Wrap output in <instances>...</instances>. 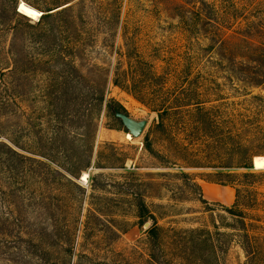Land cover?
I'll use <instances>...</instances> for the list:
<instances>
[{
  "label": "rangeland",
  "instance_id": "rangeland-1",
  "mask_svg": "<svg viewBox=\"0 0 264 264\" xmlns=\"http://www.w3.org/2000/svg\"><path fill=\"white\" fill-rule=\"evenodd\" d=\"M77 1L71 2L74 10L79 8L75 6ZM20 2L41 14L45 9L65 4L49 6L48 0H16V6ZM109 3L119 8L118 21L111 26L113 37L107 36V30L95 18L92 0H83L81 9L86 13V24L82 29L77 25V30L86 31L93 42L72 57L80 65L78 74L88 76L94 67L113 71L116 62H121L118 51H122L123 43L131 41L136 53L151 65L156 75L164 76L176 67L185 79L171 78L163 88L157 82H149L143 70H138L130 93L108 84L106 98H112L124 109L125 118L144 123L138 136H131L123 123L106 117L105 111L99 115L96 110L90 112L95 127L92 159L72 179L84 192L80 221L84 222L87 210L92 213L88 216L90 234L82 241L80 226L75 253L90 255L84 264H144L141 259L145 252L144 231L153 222L163 230L214 231L215 225L226 231L224 226L231 223V218L224 209L235 204L234 191L216 183L231 179L228 175L237 177L244 173L241 166L246 161L252 167L255 158H264V86L256 87L243 80L247 75L264 73V0H109ZM21 17L13 19V24L26 25ZM38 18L28 19L35 23ZM51 36L58 43L55 30ZM43 79L41 76L21 79L16 119H3L1 127L6 135L12 129H28L21 132L23 139L60 141L68 150L67 162L55 158L45 173V184L23 190L17 183L12 195L7 175H2L0 211L5 215L0 218L20 219L25 228L17 235L19 240L13 239L15 242L4 238L1 252L55 250L46 245L35 247L32 233L42 223L62 220L70 205L66 199L75 190L62 177H69L64 170L70 169L77 158L74 143L81 138L85 123L81 81L75 80L79 85L62 110L61 124L49 125L44 130V104L39 92ZM181 86L200 91L208 98L209 126L195 124L182 129L174 121L167 122L163 130L156 126L157 118L151 108L165 103ZM145 136L152 154L142 147ZM120 165L135 175L126 174ZM252 172L249 189L253 191L256 209H246L249 199L243 195L236 206L259 217L260 222H247L264 229V169L252 167ZM84 173L87 177L82 180ZM203 184L227 187L228 202L205 200L200 188ZM138 200L143 201L153 220L138 221L134 207ZM241 260V252L230 248L226 264H240Z\"/></svg>",
  "mask_w": 264,
  "mask_h": 264
},
{
  "label": "trees",
  "instance_id": "trees-1",
  "mask_svg": "<svg viewBox=\"0 0 264 264\" xmlns=\"http://www.w3.org/2000/svg\"><path fill=\"white\" fill-rule=\"evenodd\" d=\"M72 1L67 3V0H48L49 6L62 2L65 4H62L60 9H45L35 23H30L27 17H21L16 11V0H0V181L2 175H7L11 195L17 183L23 190H28L29 186L35 184L38 187L45 184V173L49 170L50 163H54L55 158H58L66 164L68 153L63 143L57 140L23 139L21 132H28V129L19 131L17 127L18 131L12 129L7 135L2 130L3 119L8 117L16 119L20 96L17 90L21 79L30 80L31 76L44 78L39 86L40 98L44 104L42 109L46 126L44 130H48L49 125L52 127L61 124L62 110L79 85L78 82L75 84L77 78L81 81L84 96L82 104L86 112L82 136L74 143L77 158L75 157L70 169L64 170L69 177H62L67 186L75 188L72 197L69 195L66 199L70 202L66 209L67 214L60 221L42 223V226L32 233L35 236V241L32 242L35 243V247L36 244L38 247L46 245L55 250H20L15 253L0 250L2 264H84V261L90 259L89 254L75 253L80 226L81 240L86 241L89 237L88 216L92 213L87 210L84 222L80 221L81 198L84 192L72 180L81 169L85 170L90 165L92 159L95 127L90 112L96 110L99 115L101 111H105L106 117L121 123L119 116L125 115V111L112 98H106L107 86L111 84L121 91L130 93L132 85L137 81L138 70H143L141 72L145 73L149 82H157L158 87L163 88L171 78L176 77V81L185 79L177 73L176 67L164 76L156 75L151 71V65L145 63L136 53L131 41L123 43L122 51H118L117 55L121 62H116L113 71L94 67L88 76L79 75L80 65L78 67L72 57L84 51L85 47L93 42V37L86 31L79 33L77 30V25L81 29L84 28L86 13L81 9L83 0L75 3V6L79 7L77 10H74ZM92 2L95 18L107 30V36L113 37L111 26L118 21L119 8L111 5L109 0ZM55 9L58 10L51 12ZM18 17L23 18L26 25H14L12 20ZM54 30L58 43H54V37L51 36ZM50 36L52 40H49ZM243 80L256 87L264 86V73L247 75ZM187 84L188 82L185 85ZM208 102V98L203 97L200 91L181 86L165 103L155 105L151 111L156 115V126L162 130L168 126L167 122L172 121L179 123L182 129L195 124L205 128L209 126L211 111L206 107ZM142 147L152 154L151 144L146 136L143 138ZM246 162L241 166L244 173L237 177L228 175L231 179L216 183L230 186L234 191L235 204L224 209L231 218V223L224 226L226 231H220L215 225L214 231L163 230L153 222L144 231L145 252L141 256L144 264H226L228 252L232 247L241 252L240 264H264V229L261 225L247 222V220L260 222V218L245 213L236 206V201L243 195L246 200L249 199L245 205L246 209L250 211L256 209L253 191L249 189L254 174L250 162ZM56 164L62 166L60 163ZM119 168L130 176L135 175L121 165ZM131 196L137 198L135 194ZM2 198L3 193L0 189V207L3 204ZM134 207L138 221L154 219L143 201L138 200ZM1 215L5 214L0 211ZM24 228L20 219L11 218L7 221L0 218V236L4 241L0 244L5 245L4 238L19 240L17 235L22 233ZM168 233H171L170 237H167ZM28 242L31 243V240L28 239Z\"/></svg>",
  "mask_w": 264,
  "mask_h": 264
},
{
  "label": "bare ground",
  "instance_id": "bare-ground-1",
  "mask_svg": "<svg viewBox=\"0 0 264 264\" xmlns=\"http://www.w3.org/2000/svg\"><path fill=\"white\" fill-rule=\"evenodd\" d=\"M18 13L22 14L23 16L29 18L30 20L31 19H36L40 16V12L35 10L34 8L30 7V6H27L26 4L20 2L19 3V8L17 10ZM128 139H131V137L129 135H127ZM254 169L255 170H262L264 169V158L263 157H259V158H255L254 160ZM86 174L84 173L82 175V180H84L86 178Z\"/></svg>",
  "mask_w": 264,
  "mask_h": 264
},
{
  "label": "crops",
  "instance_id": "crops-1",
  "mask_svg": "<svg viewBox=\"0 0 264 264\" xmlns=\"http://www.w3.org/2000/svg\"><path fill=\"white\" fill-rule=\"evenodd\" d=\"M205 200L217 201V200H229V193L225 190L227 187H219L213 184L200 185Z\"/></svg>",
  "mask_w": 264,
  "mask_h": 264
},
{
  "label": "water",
  "instance_id": "water-1",
  "mask_svg": "<svg viewBox=\"0 0 264 264\" xmlns=\"http://www.w3.org/2000/svg\"><path fill=\"white\" fill-rule=\"evenodd\" d=\"M18 8H19V4L17 5L16 10H18ZM58 9H60V8H58ZM58 9H55L51 12H54ZM119 119H120L121 123H123L128 128L131 136H138L140 134V132L143 128V124H144L143 122H139V123L133 122V121L125 118L123 115H120ZM252 167H254L253 163H252Z\"/></svg>",
  "mask_w": 264,
  "mask_h": 264
}]
</instances>
